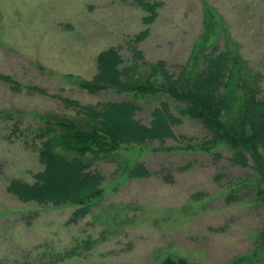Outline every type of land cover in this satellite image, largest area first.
I'll return each mask as SVG.
<instances>
[{
    "label": "rangeland",
    "instance_id": "1",
    "mask_svg": "<svg viewBox=\"0 0 264 264\" xmlns=\"http://www.w3.org/2000/svg\"><path fill=\"white\" fill-rule=\"evenodd\" d=\"M149 2L159 6L145 25L148 14L134 0H0V75L21 86L13 91L0 81V264H158L166 257L229 264L245 256L246 264H264V183L251 160L244 168L232 164L222 144L192 149L210 137L180 115L183 103L111 89L92 94L76 84L91 81L96 56L110 48L122 60L119 69L134 70L128 78L138 81L158 61L175 78L190 77L200 67L197 51L201 57L217 46L235 57L241 78L257 74L264 93V0ZM142 30L147 36L136 44ZM54 96L99 110L134 102L133 119L144 127L165 102L181 122L163 142L114 151L105 140L100 149L94 144L85 158L102 178V194L71 223L76 207L23 203L6 190L10 180L34 183L43 170L41 145L59 121L93 126ZM138 165L150 175L129 177Z\"/></svg>",
    "mask_w": 264,
    "mask_h": 264
},
{
    "label": "trees",
    "instance_id": "2",
    "mask_svg": "<svg viewBox=\"0 0 264 264\" xmlns=\"http://www.w3.org/2000/svg\"><path fill=\"white\" fill-rule=\"evenodd\" d=\"M134 1L148 14V17L143 18V23H153L159 4H150L149 0ZM147 33L148 30L139 32L134 42L137 44L145 39ZM201 52L199 50L194 55V60H199L200 67L190 77L180 75L175 78L166 71L164 61H158L149 66L146 76H140L138 81H134L128 78L129 74L135 73L134 70L119 69L122 60L118 52L110 48L96 56L97 74L91 81L77 80L76 84L92 94L111 89L117 93L129 92L139 97L165 96L185 104L180 115L198 122L210 137L199 143L197 148L192 146V149L210 152L212 148L222 144L231 150L232 164L244 168L251 160L257 172L258 183L259 180L264 183V93L259 86V77L256 74L245 80L241 78V71L235 66V57H231L225 49L220 51L217 46H212L207 54L199 57ZM134 55L141 58L138 52ZM0 81L12 86L13 91L21 88L8 76L0 75ZM27 90L45 95V91L37 86H31ZM54 98L61 100L66 108L82 113L93 126L83 129L73 123L59 121L55 125L57 131L52 132L54 137L41 145L39 161L43 170L34 175V183L10 180L6 190L23 203L76 207L69 220L71 223H76L89 213L92 201L102 194V178L98 173L90 171L85 158L94 144L99 145L100 149L105 145V140L111 146V151H114L118 144L143 145L154 140L163 142L174 138L171 126L181 122V118H175L169 113V106L165 102H160L159 108L153 110L150 126L144 127L133 119L138 110L134 102L98 104L101 105L99 110L89 106L81 107L75 100L59 96ZM127 175L131 178H145L150 174L142 165H138L129 169ZM84 245L87 249L90 246L88 242ZM68 255L70 254L63 257L67 258ZM248 258L240 257L229 264H246L249 262ZM158 264L197 263L166 257Z\"/></svg>",
    "mask_w": 264,
    "mask_h": 264
}]
</instances>
